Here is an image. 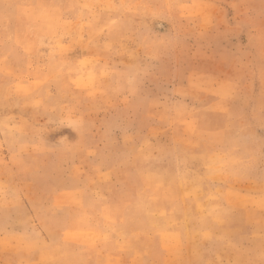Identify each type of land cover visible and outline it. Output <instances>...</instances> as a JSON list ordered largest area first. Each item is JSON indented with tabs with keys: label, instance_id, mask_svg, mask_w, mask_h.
Returning a JSON list of instances; mask_svg holds the SVG:
<instances>
[{
	"label": "rangeland",
	"instance_id": "1",
	"mask_svg": "<svg viewBox=\"0 0 264 264\" xmlns=\"http://www.w3.org/2000/svg\"><path fill=\"white\" fill-rule=\"evenodd\" d=\"M0 264H264V0H0Z\"/></svg>",
	"mask_w": 264,
	"mask_h": 264
}]
</instances>
